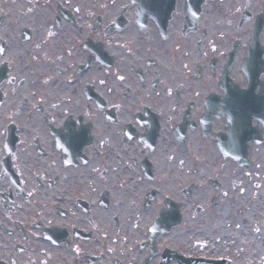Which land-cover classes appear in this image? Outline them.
I'll return each mask as SVG.
<instances>
[{"label":"flooded vegetation","instance_id":"obj_1","mask_svg":"<svg viewBox=\"0 0 264 264\" xmlns=\"http://www.w3.org/2000/svg\"><path fill=\"white\" fill-rule=\"evenodd\" d=\"M0 264H264V0H0Z\"/></svg>","mask_w":264,"mask_h":264},{"label":"snow or ice","instance_id":"obj_2","mask_svg":"<svg viewBox=\"0 0 264 264\" xmlns=\"http://www.w3.org/2000/svg\"><path fill=\"white\" fill-rule=\"evenodd\" d=\"M73 135H74L75 137H82V136H83V132L73 133Z\"/></svg>","mask_w":264,"mask_h":264}]
</instances>
